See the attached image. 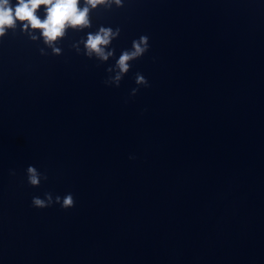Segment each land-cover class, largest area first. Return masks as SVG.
Instances as JSON below:
<instances>
[{
  "label": "water",
  "instance_id": "obj_1",
  "mask_svg": "<svg viewBox=\"0 0 264 264\" xmlns=\"http://www.w3.org/2000/svg\"><path fill=\"white\" fill-rule=\"evenodd\" d=\"M98 24L117 56L149 38L119 87L82 32L59 56L0 40V264H264V0H125ZM45 192L74 206L31 207Z\"/></svg>",
  "mask_w": 264,
  "mask_h": 264
},
{
  "label": "clouds",
  "instance_id": "obj_2",
  "mask_svg": "<svg viewBox=\"0 0 264 264\" xmlns=\"http://www.w3.org/2000/svg\"><path fill=\"white\" fill-rule=\"evenodd\" d=\"M125 0H0V40L9 32L19 31L27 35L31 41L39 40L44 47L39 48L42 56L62 54L60 43L69 31L82 32L83 35L70 44V48L77 55L83 54L88 59L99 63H113L105 68L107 73L103 83L105 86L119 87L123 77L129 72L133 61L142 57L149 49V38L141 34L133 38L130 47L123 48L116 55L112 42L120 35V27L106 26L103 24L92 25V13L98 10H111L124 7ZM45 49L50 50L46 52ZM134 83L129 95L134 96L139 87H147L145 76L136 72ZM134 159V156H129ZM10 175H15L14 170H9ZM26 183L38 187L47 176L40 172L34 165L25 168ZM59 205L61 209L74 206L71 192L62 197L45 192L43 198L32 196L30 206L38 209Z\"/></svg>",
  "mask_w": 264,
  "mask_h": 264
}]
</instances>
